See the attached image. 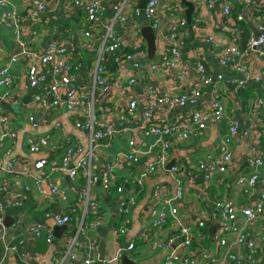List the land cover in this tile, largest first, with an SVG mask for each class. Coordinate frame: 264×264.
<instances>
[{
    "label": "built area",
    "instance_id": "2783aa9c",
    "mask_svg": "<svg viewBox=\"0 0 264 264\" xmlns=\"http://www.w3.org/2000/svg\"><path fill=\"white\" fill-rule=\"evenodd\" d=\"M21 1L20 13H28L33 21H39L43 15L54 16L57 11L66 17L77 11L84 12L87 24L77 29V43L79 49L86 54L95 50L86 85H74L75 72L82 68L85 53L71 47L69 42L63 39L43 45L49 34L48 30H26V27L21 26L19 13H16L14 8L13 11L3 13L0 18L2 24L12 29V42L17 45L10 54L9 62L25 60L24 76L28 85L39 87L33 101L34 108L45 111L63 107L68 112H76L82 108V118L75 121V126L87 129L90 141L113 139L129 130L133 131L127 140L126 149L119 152L116 159L102 170L100 183L106 191L114 187L116 191L122 192L124 187H128L129 191L132 188L133 191L134 184H143L149 179H154L146 210L149 222L142 235L150 242L152 240L151 245L167 248L164 264H262L264 226L259 229L258 225L264 224V178L258 171L236 174V168L226 169L224 166L232 157V152L226 144L219 147L217 156L208 160L201 159L195 167L175 163V159L169 168L167 164L172 160V147L178 142L185 143L199 135L208 123L225 120L230 135L239 132L238 121L231 118L221 100L218 82L223 81L225 74L229 75L226 86L236 95L233 107L237 110L241 106L238 93L240 88L259 83L264 92V67L255 72L252 61V58L256 57L264 62V0H234L235 3L231 0H187L193 6L190 23L185 15L187 7L181 0H147L143 12L145 20L153 32L165 33V43L157 52V61L150 63L143 61L146 53L141 49L138 39L140 25L136 21L139 10L131 4L132 0L117 1L112 6L110 15H107L106 5L112 0ZM217 5L220 6L219 28L227 34L222 44L203 31L211 24L212 13ZM236 5L240 9L238 13L233 12ZM0 6L12 7L13 4L10 0H0ZM246 17L251 19L257 34L249 30L248 36L242 40L243 29L238 23ZM128 28L132 29L130 51L124 50L121 41V34ZM192 32L201 37L202 43L192 50L191 57L196 71L193 80L189 78L187 61L184 58V49ZM35 41H41V46L35 48L32 45ZM224 43L225 45L221 46ZM203 46L218 50L213 56L224 73L219 72L214 78L208 74L207 53ZM4 52V45L0 43V54ZM108 60L113 64V69L107 66ZM162 67L168 69L179 86L171 90L149 86L138 96L133 86L137 83L139 74L145 72L153 79L159 78ZM13 77L8 66L0 67V86L9 87L13 83ZM208 89L207 97H203V93ZM224 93H227L225 84ZM140 102L143 107L138 110ZM246 109L252 111L251 115H255V121L251 128L242 129L243 136H249L263 120L264 94L255 95L252 103L246 105ZM137 117L140 121L134 124L132 121ZM32 119L33 117H30V120ZM6 121L8 117L1 115L0 122ZM34 122L37 124L39 120ZM128 124H134L137 129L129 127ZM4 132L5 138L12 139L13 133ZM5 138L0 139V147L4 151V164H0V170L7 176L26 175V171L30 169L26 167L29 163H16L11 147L4 145ZM262 140L253 138L254 149L249 158V165L255 168L264 167V152L260 146ZM67 142L61 159L56 161L58 164L52 167L50 165L49 170L57 169L74 179L81 169H87V174L93 181L99 180L91 174L90 154H82L75 159V154L79 153L81 148L70 140ZM27 145L31 154H43L31 165L37 170V174H43V168L48 165L44 150L49 147V138H28ZM145 159H148V163L142 170L135 175H129L122 184L117 183L113 175L117 164H138ZM192 169L194 172L190 176ZM216 170L226 171L229 175L235 173L234 185L248 196H252L259 183H262V188L257 199L249 205L243 206L229 198L213 203L218 209L219 227L215 232L214 248L208 249L202 246L205 235L199 233V230H205L211 217H208L207 212H198L183 207L182 204L189 183H194L199 192L210 199L211 173ZM163 176L174 182L171 195L167 193L164 182L155 180ZM197 177H201L200 182L195 181ZM26 189L28 188L23 187L16 190L10 184L4 185L5 197L0 202L1 225L4 220V206H20L22 192ZM49 189L52 193L56 192L51 184ZM132 203V198H121L116 206L117 211L125 214L128 205ZM44 217H51L58 225H68L71 222V217L66 212L47 211ZM169 223L170 236L161 238L164 227ZM14 224L16 235L7 234L4 227L0 231V264H5L9 254L17 255L23 264H31L26 251L21 248L24 234L30 232L37 238L44 237L46 242H51L52 234L39 222L28 225L24 223L21 213L16 214ZM99 225L101 223L98 220L88 224L90 228ZM80 226L82 227L81 224ZM126 229L127 222L121 223L116 231L125 232ZM196 232L200 234L197 239ZM74 241L71 247L63 251V257L55 260L56 264H65L67 259H75L71 250ZM134 243L130 241L124 247H119L113 256L104 257L101 264H117L123 253L134 249ZM95 247V239H90L89 248L92 250ZM95 263L96 255L90 253L81 261V264Z\"/></svg>",
    "mask_w": 264,
    "mask_h": 264
},
{
    "label": "crops",
    "instance_id": "0c3cea01",
    "mask_svg": "<svg viewBox=\"0 0 264 264\" xmlns=\"http://www.w3.org/2000/svg\"><path fill=\"white\" fill-rule=\"evenodd\" d=\"M13 4L12 7L0 6V18L3 13L13 11L19 13V19L21 26L26 27V30L36 28H46L49 32L47 40L52 38L57 33L59 26L61 27L58 32V40H66L71 47L82 52L84 54V63L82 68L75 72V86H84L89 81L88 71L91 68L93 55L95 50L91 52H83L79 49L78 40L75 36L77 29H81L87 22L84 18L83 11H77L70 17L64 16L60 11H57L54 16L43 15L39 21H33L29 14L21 11V0H10ZM63 1V0H61ZM119 0H112L107 2L106 9L107 15L112 13V6ZM139 0H132L131 4L137 7ZM235 3L234 0H231ZM138 8V7H137ZM220 6H216L213 11V20L211 24H208L204 33L212 35L219 43H223V39L227 36L226 31L220 30ZM139 10V9H138ZM240 11L239 6H235L234 13ZM12 14V12H10ZM219 13V14H218ZM145 20L144 16L138 14L136 21L140 25V32L138 39L141 43V49L145 50L146 57L143 60L145 63L156 62L157 52L163 47L165 43V33L162 32L154 34V55L151 59L147 57V41L141 34L142 21ZM252 23V22H251ZM244 24L248 30H252L250 22L247 18H244L242 25ZM253 26V24H252ZM119 29V28H118ZM132 29L128 28L126 32L121 34V41L124 50L130 51ZM201 37L197 36L195 32H192L188 38L186 48L184 49V58L187 61V67L189 72V78L193 80L196 77V71L194 70L192 50L196 46L202 45ZM13 40V31L11 28L0 22V43L4 45L5 52L0 54V67L8 66L13 73V83L7 86H0V101L9 103L13 108V111L4 109L0 104V116L4 115L8 117V121L5 123L0 122V139L5 138V132L13 133L12 139L5 138L4 145L10 146L13 157L16 158V163L25 164L28 162L26 175H9L4 174L0 170V202L3 201L5 195L3 193L4 185H12L16 190H20L26 187L22 192L23 198L21 204L18 207L4 206V219L6 216L13 218V224L5 228L7 234H13L15 229V216L17 213L22 214L23 222L32 224L33 222L41 223L45 230H49L52 234L51 242H46L44 237L37 238L32 233L27 232L24 234V243L22 249H24L30 259L31 264H56L57 258L63 257V251H66L72 245V253L75 255V259L79 256L81 261L88 255H96V261L99 254V240L103 239L105 244V258L113 256L119 247H124L128 242L134 241L135 247L132 251L125 252L132 259L135 264H164L166 259L167 248L162 246L151 245L150 240H147L142 233L144 228L148 226V214L147 206L150 201L148 195L151 192V188L154 183V179H149L143 184H134L133 191H130L128 187H124L122 192H118L115 188L111 190H104L100 181H93L87 174V169H81L74 179H71L65 172L55 170H49L50 165L55 166L63 155V152L68 145L67 140L72 141L73 144L79 146L81 151L75 154V159L82 154H90L91 158V174L97 176L98 179L102 170L110 165L119 152L124 151L127 147V140L132 135L133 131H128L120 137L113 139L102 138L99 141H90L89 131L85 128H77L75 121L79 118L80 112L83 109H79L76 112H68L63 107L56 109H48L42 111L34 108L33 101L39 87H30L24 76L25 60L21 59L19 62L10 63V54L17 47ZM45 41V42H46ZM45 42L43 45H45ZM35 48L41 46V41H35L32 44ZM225 43L221 46H224ZM128 47V48H127ZM194 47V48H193ZM207 53L206 68L208 74L214 78L215 75L224 70L220 67V64L214 58V53L218 50L211 46H203ZM96 48V47H95ZM90 54V55H89ZM254 71L258 72L264 67V62L252 58ZM82 70L81 74L80 71ZM161 75L159 78H151L145 72H141L138 77V81L134 84L133 89L138 96L142 95L143 89L146 87H152L155 89L166 88L168 90L177 88L178 82L169 74L168 69L162 67ZM229 75L225 74V78L222 82H218V87L221 93V100L226 105V111L231 118L238 121L239 132L230 135L227 130L225 120L221 122L208 123L203 128L199 135H195L187 142H178L172 147L171 155L172 159H175V163H182L187 167H195L199 160H208L214 158L219 153V147L222 144L226 146L232 152L230 162L225 165L226 169L236 168L235 173H251L258 171L260 176L264 178V167H252L249 165V158L253 153V138L262 140L264 129V118L258 124L256 129L250 133L249 136H243V128H251L254 116L251 115L252 111L246 109L248 103H252L255 95H263V89L259 83H251V86L246 89L248 94L240 96L241 106L239 110L233 107V101L235 99V93L226 86ZM81 83V84H79ZM224 84L227 93H224ZM32 88H37L33 98L27 103H22V100L31 94ZM209 89L203 93V97H207ZM14 105H18L15 109ZM143 104H138V110H141ZM185 109V108H183ZM30 117H33L30 120ZM39 120L37 124L34 121ZM260 117L257 119L259 120ZM137 117L133 119V123L139 122ZM257 122V121H256ZM134 124H128L129 127L136 128ZM136 134V133H135ZM41 136H47L49 138V147L44 150L48 160V165L43 168V174H37V170L31 167L32 162L37 161L43 154H31L28 150L27 140L28 138H38ZM142 141V139H141ZM146 145V140H143ZM260 146L264 152V140L260 142ZM138 164H126L124 162L117 164L114 169L113 175L115 176L117 183L122 184L125 179H128L129 175H135V173L142 170V168L148 163V159L140 161ZM0 164H4V151L0 147ZM18 166V165H17ZM194 170L192 169L191 175ZM227 174L226 171L216 170L211 173L210 179V199L205 197L199 192L194 183L188 184L185 191V198L183 207L193 209L198 212H207L208 217H211V221H208L207 227L199 230V233L205 235L202 246L208 249H213L216 239V231L219 227L218 209L213 205L216 201H222L223 199H231L236 203L243 206L252 204L259 196V191L262 188V183L258 184V187L253 190L252 196L243 194L234 185L236 174ZM156 181H162L167 186V193L172 194L174 188V182L170 178L163 176L162 178L155 179ZM196 182L201 181V177L195 178ZM55 187L56 192L52 193L49 189V185ZM136 185L138 189H136ZM88 195V196H87ZM132 198V205H128L127 211L119 213L117 211V204L121 198ZM92 199V200H89ZM47 211L66 212L71 217V222L68 224L67 230L60 233V239L56 238L53 234V230L50 227V223L53 220L51 217L45 218L44 213ZM100 221L101 225L96 228H90L88 224L90 222ZM54 221V220H53ZM127 222V229L125 232H117V228L121 223ZM218 223L214 231H210L209 227L214 223ZM55 223V221H54ZM56 224V223H55ZM82 225V227L80 226ZM58 225V224H57ZM86 225L88 228H86ZM264 224H259L258 228H263ZM81 227V228H80ZM171 224H167L163 229L161 238H167L170 236ZM198 232L195 233V239L199 237ZM16 235V233H14ZM153 239V236L150 235ZM90 239H95L96 247L94 249L89 248ZM196 245H194L195 247ZM192 250H195L191 248ZM187 252V251H186ZM185 252V253H186ZM122 256V255H121ZM103 257V258H104ZM67 259L65 264H72L75 260ZM120 260L117 264H120ZM5 264H23L17 255L9 254L5 259ZM96 264V263H95Z\"/></svg>",
    "mask_w": 264,
    "mask_h": 264
},
{
    "label": "water",
    "instance_id": "95a60500",
    "mask_svg": "<svg viewBox=\"0 0 264 264\" xmlns=\"http://www.w3.org/2000/svg\"><path fill=\"white\" fill-rule=\"evenodd\" d=\"M182 3L187 7L186 10H185V15H186V18H187V22L190 23V16H191V12H192V9H193V6L192 4L187 1V0H181ZM146 2L147 0H139L138 3H137V7L139 9V14L142 16L143 15V12H144V7L146 5ZM247 20L250 22V25H251V28L254 32V34L256 35L257 32L255 30V28L252 26V23H251V19L249 17H246ZM61 30V27L59 26L58 28V31L56 34H54L52 36V38H50L49 40H47L45 42V45H48L49 42H52V41H55V40H58V32H60ZM141 34L142 36L146 39L147 41V57L149 59H151L154 55V50H155V46H154V34H153V31L151 29V27L149 26V24L147 23L146 20H143L142 21V27H141ZM82 70L80 71V74H81ZM81 84V83H79ZM37 88H32L31 90V94H29L27 97H25L23 100H22V103H27L28 101H30ZM0 104L2 105V107L4 109H7V110H10V111H13V108L11 107V105L9 103H5L4 101H0ZM174 162V159H172L168 164H167V168H169ZM100 181V177H99V180L98 182ZM13 224V218L9 217V216H6L5 219L3 220L2 222V225L0 224V231L2 230V228H7L9 226H11ZM218 223H214L212 226L209 227L210 231H214V229L217 227ZM50 227L52 228L53 230V234L56 238H59L60 239V233L63 232L64 230H67L68 226L66 224L64 225H57L54 223V221L52 220L51 223H50ZM105 255V244H104V241L102 238H100L99 240V254H98V259L96 261V264H101V260L103 259ZM72 264H81V257L79 256L78 258H76ZM120 264H135V262L130 259L127 255L125 254H122L121 256V261H120Z\"/></svg>",
    "mask_w": 264,
    "mask_h": 264
},
{
    "label": "trees",
    "instance_id": "16d2710c",
    "mask_svg": "<svg viewBox=\"0 0 264 264\" xmlns=\"http://www.w3.org/2000/svg\"><path fill=\"white\" fill-rule=\"evenodd\" d=\"M241 25V26H240ZM238 26L239 27H242V29H243V33H242V40H244L247 36H248V34H249V30L247 29V27H245L244 26V24L242 25V22H239L238 23ZM45 41V40H44ZM44 43V42H43ZM107 66L109 67V68H111V69H113V64L112 63H110V61L108 60L107 61ZM246 89H248V87H245V88H240L239 90H238V93H239V96H242L243 97V94H248V92L246 91ZM243 93V94H242ZM138 186L139 185H136V189H138ZM112 188H114V187H112ZM111 188V189H112ZM262 264H264V261L262 262Z\"/></svg>",
    "mask_w": 264,
    "mask_h": 264
},
{
    "label": "rangeland",
    "instance_id": "374dc122",
    "mask_svg": "<svg viewBox=\"0 0 264 264\" xmlns=\"http://www.w3.org/2000/svg\"><path fill=\"white\" fill-rule=\"evenodd\" d=\"M14 107H15V109H17L18 108V105H14Z\"/></svg>",
    "mask_w": 264,
    "mask_h": 264
}]
</instances>
